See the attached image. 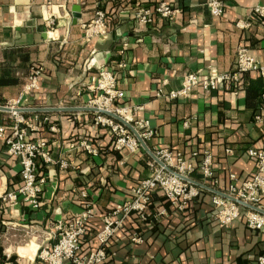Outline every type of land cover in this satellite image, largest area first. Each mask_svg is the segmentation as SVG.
<instances>
[{
	"label": "crops",
	"instance_id": "1",
	"mask_svg": "<svg viewBox=\"0 0 264 264\" xmlns=\"http://www.w3.org/2000/svg\"><path fill=\"white\" fill-rule=\"evenodd\" d=\"M160 1L180 11L173 19L157 16L152 24L136 19L138 9L154 8ZM223 2L225 12L217 17L206 0H0V105L18 99L29 76L41 68L39 88L22 105L52 109L24 112L37 126L30 137L47 141L52 161H37L46 177L39 209L0 201V264H39L46 232L58 219L78 218L87 202L94 205L95 217L82 239V253L97 248L103 216L121 207L132 187L151 175L148 161L154 158L148 150L153 153L156 146L195 165L203 151H210L218 179L213 189L222 192L233 181L231 175L238 185L254 176L256 164L248 149H264V78L258 72H246L239 82L212 91L195 86L188 98L156 97L161 88L178 90L190 73L206 78L235 72L241 47L264 64V18L253 13L264 0ZM74 8L80 17H74ZM97 9L109 16L110 30L86 39L83 25ZM98 67L116 73L125 92L119 103L135 107V118L154 128L148 150H116L110 129L95 123L96 112L80 109L95 94L90 86ZM9 123L10 112L0 110V124ZM20 171L19 160L0 138V194L21 185ZM191 178L211 187L198 170ZM204 190L181 212L161 192L153 193L147 219L135 214L127 219L104 264H257L264 235L248 227L246 211L222 226L215 218V193ZM134 234L142 243L131 240Z\"/></svg>",
	"mask_w": 264,
	"mask_h": 264
},
{
	"label": "built area",
	"instance_id": "2",
	"mask_svg": "<svg viewBox=\"0 0 264 264\" xmlns=\"http://www.w3.org/2000/svg\"><path fill=\"white\" fill-rule=\"evenodd\" d=\"M206 3L213 16H223L225 12V2L223 0H206ZM179 11L178 7H174L166 1H160L154 8L142 7L138 9L135 16L142 24H152L157 16L173 19ZM253 13L258 18H264V5L256 6ZM54 23L53 18H51L49 24L54 25ZM246 25H248V22L238 23L240 27ZM83 28L86 39L107 34L110 30L107 13L104 10L97 9L94 17L84 24ZM236 53L237 69L235 72L212 74L206 78L202 77L200 72L190 73L184 77L182 86L178 90L167 92L161 88L157 91L156 97L169 100L188 98L195 86L200 85L206 91H212L222 83L239 82L241 75L251 71L258 72L264 78V64H261L248 48L241 47ZM94 65L91 60L88 66L92 69ZM40 73L41 68H35L33 74L29 76L20 97L4 105L12 109L10 111V123L8 125L0 124V138L4 140L8 154L19 160L22 177V183L17 189L0 194V201L11 206L22 202L33 210L41 207V194L46 183V177L39 173L37 161L41 158L45 163H49L52 158L45 139L30 137V132L36 130L37 126L24 112L18 109L25 108L22 105L24 100L39 88L38 77ZM97 73L96 82L90 86L91 91L95 94L88 99L86 107L99 108L117 114L127 123L133 125L142 140L149 141L156 134L149 121L136 119L135 107L119 103L125 98V92L118 85L116 73L104 67H98ZM262 103L264 105V91ZM96 114L95 123L108 127L112 132L116 150L134 153L142 148L138 137L124 123L99 112H96ZM186 124L189 125L190 122L186 121ZM85 146L89 152H96L90 146ZM153 154L163 165L155 159H150L148 165L151 169V175L132 187L130 198L121 207L103 216V227L97 233V248L89 253H82V239L87 233L89 221L95 217L94 205L87 202L85 210L78 218L70 222L58 219L51 229L46 232V239L41 243L37 253L39 264H104L108 258V248L111 241L124 228L127 219L132 214L138 215L142 220L147 219L153 193L161 192L171 206L181 212L195 202L203 190L201 187L185 180L184 176L191 178L194 172L198 170L202 173L204 179L211 183L212 188L218 182L213 168L214 157L210 151L201 153L202 159L197 165L192 159L181 154L174 155L168 147L156 146ZM198 154V152H195L192 156L196 158ZM248 154L256 164L257 172L240 185L234 181L236 175H231L233 181L224 193L264 210L262 205L264 199V149L249 148ZM61 165L67 167L65 161ZM83 196L87 197L86 194H83ZM213 206L216 210L215 218L222 226L232 225L233 221L241 217L243 212L246 211L248 227L258 230L264 235V213L247 208L218 193L213 196ZM131 240L137 243L143 241L138 234H134ZM257 264H264V249L258 257Z\"/></svg>",
	"mask_w": 264,
	"mask_h": 264
},
{
	"label": "water",
	"instance_id": "3",
	"mask_svg": "<svg viewBox=\"0 0 264 264\" xmlns=\"http://www.w3.org/2000/svg\"><path fill=\"white\" fill-rule=\"evenodd\" d=\"M79 11H80L79 8H74V17H75V18L80 17V14L78 13ZM53 109H54V108H53ZM62 109H63V108H62ZM64 109H66V108H64ZM68 109H70V108H68ZM80 109H83V110H92V111H95V112H99V113H102V114H105V115L111 116V117L115 118L116 120L120 121L121 123H124L127 127H129V128L135 133V135L138 137V140H140V142H141V144H142V147H144L145 149L148 150L147 142H145L144 140H142V139L140 138L138 132H137L136 129L133 127V125H132L131 123H129V122L127 123L125 120H123V119H122L120 116H118L117 114H115V113H113V112H109V111H107V110H103V109H99V108H94V107H83V108H80ZM0 110L10 112L12 109H11L10 107H8V106H1V105H0ZM18 110L21 111V112H27V111H30V110H35V111H47V110H52V109H51V108H39V109H37V108H35V109L20 108V109H18ZM148 151H149V153L151 154V156H152L155 160H157L161 165H163V163H162L157 157H155L154 154H153L150 150H148ZM168 169H169V168H168ZM169 170H170V169H169ZM184 179L187 180V181H190L191 183H193V184L196 185L197 187L199 186V187H201V188H203V189H207V190H210V191H212V192H214V193H218V194L223 195V196H225V197H227V198H229V199H231V200L233 199L234 201L240 203L241 205H244V206L247 207V208H252V209H254V210H257V211H259V212L264 213V210H262L261 208L255 206V205H252V204H247V203H245V202H243V201H240V200L236 199V198L233 197V196L230 197L229 195L225 194L224 192H222V191H220V190H218V189H213V188H211V187H209V186L204 185V184L201 183V182H198V181L196 182V181L193 180L192 178H189V177H186V176H184Z\"/></svg>",
	"mask_w": 264,
	"mask_h": 264
},
{
	"label": "trees",
	"instance_id": "4",
	"mask_svg": "<svg viewBox=\"0 0 264 264\" xmlns=\"http://www.w3.org/2000/svg\"><path fill=\"white\" fill-rule=\"evenodd\" d=\"M108 17H109V16H108ZM108 21H109V18H108ZM204 191H206V190L203 189L202 192H204Z\"/></svg>",
	"mask_w": 264,
	"mask_h": 264
}]
</instances>
